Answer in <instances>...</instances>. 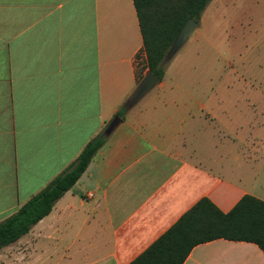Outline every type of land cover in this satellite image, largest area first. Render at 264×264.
<instances>
[{
  "label": "crops",
  "instance_id": "crops-1",
  "mask_svg": "<svg viewBox=\"0 0 264 264\" xmlns=\"http://www.w3.org/2000/svg\"><path fill=\"white\" fill-rule=\"evenodd\" d=\"M217 18L263 28L264 0H208L159 82L118 115L145 65L132 0H0V220L119 116L0 264H127L203 196L221 211L244 193L264 201V110L253 124L199 66L214 61ZM180 264H264V251L216 237Z\"/></svg>",
  "mask_w": 264,
  "mask_h": 264
},
{
  "label": "trees",
  "instance_id": "trees-1",
  "mask_svg": "<svg viewBox=\"0 0 264 264\" xmlns=\"http://www.w3.org/2000/svg\"><path fill=\"white\" fill-rule=\"evenodd\" d=\"M132 1L145 53L139 78L148 68L160 79L162 57L175 34L186 18L198 19L208 0ZM125 107L123 103L116 114ZM104 138L101 132L89 139L65 168L0 220V247L16 240L50 211L54 201L83 172ZM216 237L253 241L264 251V201L244 193L230 209L221 211L203 196L127 264H180L192 245Z\"/></svg>",
  "mask_w": 264,
  "mask_h": 264
},
{
  "label": "rangeland",
  "instance_id": "rangeland-1",
  "mask_svg": "<svg viewBox=\"0 0 264 264\" xmlns=\"http://www.w3.org/2000/svg\"><path fill=\"white\" fill-rule=\"evenodd\" d=\"M219 20L221 19H216L218 30L211 35L213 48L206 55V59L212 57L214 61L211 59L209 65L207 61H204L203 56L198 60L201 63L199 66L204 67V72L206 69L215 68L216 78L213 85H221L232 90L234 98L230 97V99L234 100V106L242 111L250 110L252 122L255 124L261 117L260 112L264 110V27L251 28L250 31L240 27L238 31H235L232 30V27H235L232 19H222L224 23L220 25ZM237 20L242 23V26L248 22V19ZM176 53L172 57H175ZM166 63L167 60H164V68ZM189 64L190 68L195 66L192 62Z\"/></svg>",
  "mask_w": 264,
  "mask_h": 264
},
{
  "label": "water",
  "instance_id": "water-1",
  "mask_svg": "<svg viewBox=\"0 0 264 264\" xmlns=\"http://www.w3.org/2000/svg\"><path fill=\"white\" fill-rule=\"evenodd\" d=\"M197 25V20L193 19L192 17H188L185 19V21L182 23L181 27L175 34L174 38L172 39L170 45L166 49L162 57V61L168 60L173 55V53L180 47V45L185 41L190 32L195 27H197ZM158 82V76H156L150 69H144L141 77L125 99L124 104L127 107L133 105L143 94H145L151 87H153ZM118 121L119 116L114 115L103 128L102 134L104 136L108 135L109 132L115 127Z\"/></svg>",
  "mask_w": 264,
  "mask_h": 264
}]
</instances>
